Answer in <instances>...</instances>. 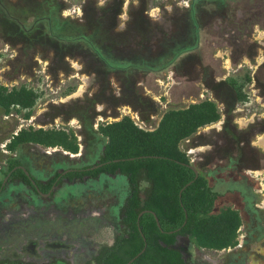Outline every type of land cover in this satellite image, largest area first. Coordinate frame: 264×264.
<instances>
[{
	"label": "rangeland",
	"instance_id": "rangeland-1",
	"mask_svg": "<svg viewBox=\"0 0 264 264\" xmlns=\"http://www.w3.org/2000/svg\"><path fill=\"white\" fill-rule=\"evenodd\" d=\"M0 84L37 93L27 117L0 110V168L15 156L40 179L95 161L101 122L128 114L150 128L166 108L212 99L216 122L179 147L217 191L213 209L235 208L240 224L230 246L200 247L184 235L176 244L189 264H264V146L256 143L264 139V0H0ZM27 125L68 130L77 150L7 149ZM51 191L18 181L0 190V264H91L111 242L123 174L63 180Z\"/></svg>",
	"mask_w": 264,
	"mask_h": 264
},
{
	"label": "trees",
	"instance_id": "trees-1",
	"mask_svg": "<svg viewBox=\"0 0 264 264\" xmlns=\"http://www.w3.org/2000/svg\"><path fill=\"white\" fill-rule=\"evenodd\" d=\"M236 92L239 98L241 93ZM36 96V91L25 84H0V110L6 113L11 107L23 109L27 117ZM218 117L216 104L209 98L166 108L150 128L138 126L123 114L98 124L97 130L105 140L95 161L71 166L64 172V168L54 170L44 181L37 180L39 188L46 191L52 182L60 184L63 177L73 180L96 178L100 173L124 175L127 192L118 208V226L111 242L101 244L90 257L91 264H189L176 244L179 235L206 248L219 249L235 243L240 224L237 210L229 205L213 209L217 191L202 173L197 171L194 176L188 155L179 147L181 139L200 126L216 122ZM28 142L77 150L70 131L31 125L11 133L5 146L14 150ZM18 163V157H6L0 168V183L6 175L0 190L14 180L34 189L27 175L15 166ZM95 163L100 164L90 167ZM142 179L147 181L144 188L140 186Z\"/></svg>",
	"mask_w": 264,
	"mask_h": 264
},
{
	"label": "flooded vegetation",
	"instance_id": "flooded-vegetation-1",
	"mask_svg": "<svg viewBox=\"0 0 264 264\" xmlns=\"http://www.w3.org/2000/svg\"><path fill=\"white\" fill-rule=\"evenodd\" d=\"M239 110H240V109H239ZM252 120H253V119H252ZM252 120H251V121H252ZM19 160H20V159H19ZM18 164H22L21 161H20V163H18ZM18 164H16L15 166L18 167V166H17ZM22 165H23V164H22ZM15 166H14V167H15ZM23 166H25V165H23ZM14 167H13V168H14ZM25 167H26V166H25ZM70 168H72V167H71V166L64 167V169H70ZM20 169H21V168H20ZM26 169L28 170L29 175H31V176L33 177L36 186H38V184H37V180H39L40 182H42V181H44V180L49 176V175H48V176H46L45 178L40 179V178L35 177L27 167H26ZM64 169H62V170H64ZM21 170H22V169H21ZM59 170H61V169H59ZM62 170H61V172H62ZM249 174H250V173H249ZM26 175H27V174H26ZM5 176H6V175H5ZM3 177H4V176H3ZM27 177H28V176H27ZM97 177H98V176H97ZM83 178H84V177H83ZM83 178H82V179H83ZM2 179H3V178H2ZM5 179H6V178H5ZM5 179H4V181H5ZM28 179H29V178H28ZM63 180L71 182V181H74V180L76 181V180H81V179L74 178L73 180H68V179H66L65 177H63L62 180H61V182H62ZM4 181H3V183H4ZM17 181H18V182H21V181H19V180H14V181H9V182H17ZM61 182H60V183H61ZM3 183H2V184H3ZM21 183H22V182H21ZM31 184H32V183H31ZM32 185H33V187H34V184H32ZM55 185H59V184H55V182H52V183L50 184V187H49L46 191H42V190L39 188V186H38V188H39L42 192H44V193L47 192V191L49 190V191H48L47 193H45V194L39 193V192L35 189V187H34V189H31L28 185H27V186H28L33 192H35L36 194H39V195H42V196H48V195H50V194L52 193L51 190H52V188H53ZM36 191H37V192H36Z\"/></svg>",
	"mask_w": 264,
	"mask_h": 264
},
{
	"label": "water",
	"instance_id": "water-1",
	"mask_svg": "<svg viewBox=\"0 0 264 264\" xmlns=\"http://www.w3.org/2000/svg\"><path fill=\"white\" fill-rule=\"evenodd\" d=\"M15 132H16V131H13V133H15ZM114 159H116V158H114ZM98 164H100V163H95V164H93V165H90V167L95 166V165H98ZM17 166H18L19 168H21L22 171H23L25 174H27L30 183L34 184L35 189H36L39 193L45 194V193H47V192L49 191V190H48V191L45 192V193L42 192V191L38 188V186H36L33 177H32L31 175H29L28 170L26 169V167L23 166L22 164H18ZM189 166H190V167L192 168V170L194 171V176H196V175H197V169L195 168V166L192 165V164H189ZM65 170H66V169L62 170V172H64ZM5 178H6V176H4L3 179L1 180L0 186L2 185V183H3V181H4ZM150 212L153 214L156 224H158V221H157V217H156V215L154 214L153 211H150ZM139 213H140V212H139ZM139 213H138V214H139Z\"/></svg>",
	"mask_w": 264,
	"mask_h": 264
},
{
	"label": "bare ground",
	"instance_id": "bare-ground-1",
	"mask_svg": "<svg viewBox=\"0 0 264 264\" xmlns=\"http://www.w3.org/2000/svg\"><path fill=\"white\" fill-rule=\"evenodd\" d=\"M227 64H228V62H227ZM239 122H241V123H245L246 121H245V119H243V118H240V120H239ZM263 137L262 136H259L258 137V140H257V144H259V145H263L264 146V142H263ZM254 172V171H253ZM260 170H256L255 171V174H260ZM262 185L264 186V184L262 183ZM264 194V193H263Z\"/></svg>",
	"mask_w": 264,
	"mask_h": 264
},
{
	"label": "built area",
	"instance_id": "built-area-1",
	"mask_svg": "<svg viewBox=\"0 0 264 264\" xmlns=\"http://www.w3.org/2000/svg\"><path fill=\"white\" fill-rule=\"evenodd\" d=\"M135 122V121H134ZM136 123V122H135ZM138 126H141L142 127V125L141 124H138V123H136ZM146 128H148V127H146Z\"/></svg>",
	"mask_w": 264,
	"mask_h": 264
}]
</instances>
